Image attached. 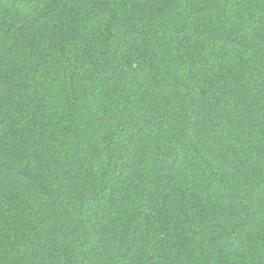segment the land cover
<instances>
[{"label": "trees", "instance_id": "16d2710c", "mask_svg": "<svg viewBox=\"0 0 264 264\" xmlns=\"http://www.w3.org/2000/svg\"><path fill=\"white\" fill-rule=\"evenodd\" d=\"M0 264H264V0H0Z\"/></svg>", "mask_w": 264, "mask_h": 264}]
</instances>
